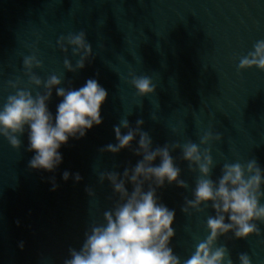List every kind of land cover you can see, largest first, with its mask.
<instances>
[{
    "label": "water",
    "instance_id": "1",
    "mask_svg": "<svg viewBox=\"0 0 264 264\" xmlns=\"http://www.w3.org/2000/svg\"><path fill=\"white\" fill-rule=\"evenodd\" d=\"M81 30L93 56L73 72L64 60L75 66L79 57L71 45L65 52L58 40ZM258 40H264V0H0V107L15 93L8 82L17 77L34 96L45 91L29 85L25 74L24 56L34 53L43 61V67L33 69L37 75L44 80L62 76L56 87L79 89L91 78L108 92L101 106L103 122L83 137L70 136L59 149L63 161L53 171L29 166L36 153L28 150V126L19 149L0 135V264H64L69 249L82 246L85 232L106 224L103 213L115 207L119 194L109 180L100 181V173L119 172L123 178L126 168L143 159L134 152L139 135L118 153L101 151L118 144L114 126L124 118L132 128L143 119L140 127L151 136L153 149L189 140L200 144L207 131L220 134V140L200 144L211 147L214 180L225 163L255 159L264 170V70L238 68L240 57L254 51ZM132 72L151 77L156 91L139 96L128 82ZM56 87L47 102L53 117L63 99ZM121 131L128 129L121 126ZM171 155L188 188L166 180L157 197L175 210L170 246L184 260L209 234L206 221L215 210L208 202L202 212L182 211L185 199H194L200 173L181 158V149ZM159 164L157 157L154 165ZM126 187L133 190L131 182ZM254 222L259 234L235 238L229 232L217 242L227 245L234 264H240L241 252L250 255L252 264H264V222Z\"/></svg>",
    "mask_w": 264,
    "mask_h": 264
},
{
    "label": "clouds",
    "instance_id": "2",
    "mask_svg": "<svg viewBox=\"0 0 264 264\" xmlns=\"http://www.w3.org/2000/svg\"><path fill=\"white\" fill-rule=\"evenodd\" d=\"M58 44L65 52L71 45L73 56L79 57L75 66L72 60L65 58L64 66L69 71L83 69L86 61L93 56L92 45L83 30L62 35ZM253 47L254 51L240 57L239 69L255 66L264 70V40H258ZM23 65L29 85L43 86L45 91L34 96L29 87H20L22 78L10 80L9 86L15 89V93L8 95L0 107V135L12 147L19 149L22 144L20 136L28 126V150L36 153L29 161V166L53 171L63 161L59 149L68 142L70 136L83 137L87 130L103 122L101 106L108 92L98 80L91 78L79 89L56 87L63 82L61 75L51 74L44 80L33 71L34 68L43 67V61L35 53L24 56ZM129 75L131 79L128 82L137 89L139 96L156 91L151 77L138 76L134 72ZM54 87L57 95L63 98L57 106L55 117L47 103ZM136 123L137 127L132 128L126 118L122 119L119 126H114L118 144H109L101 151L118 153L121 149L131 147L132 141L139 135V147L134 152L142 155L143 159L134 168H126L123 178L119 172L100 173V181L109 180L113 191L119 194V200L113 209L103 213L106 224H94L90 231L85 232L82 246L78 250L69 249L70 258L65 259L64 264H234L227 245H218L217 242L229 232L234 233L235 238H247L260 233L254 221L264 222V204L261 203L264 198V170L255 159L246 164L225 163L221 175L214 180L211 178L214 166L211 147L201 149L200 144L209 145L213 140H220V134L207 131L200 137V144L189 140L184 144H166L153 149L151 136L140 127L144 124L143 119ZM121 126L128 129L126 134L122 133ZM177 148L182 150L181 158L189 162V168L192 171L198 168L200 173L193 191L194 199L186 198L182 211L188 214H191L192 209L202 212L204 208L201 206H206L208 202L215 210V215H209L206 221L209 234L184 260L170 246L176 235L172 226L175 210L158 203L157 197V188L164 186L166 180L188 188L187 182L179 179L182 170L176 166L171 155V151ZM157 157L160 158V164L154 165ZM69 177L70 173L65 171L63 178L68 180ZM75 179L79 181L82 177L77 173ZM128 182L133 185L131 192L126 187ZM56 187L58 185L54 183L53 190ZM88 192L95 196L92 189H88ZM238 258L240 264H252L247 252L239 253Z\"/></svg>",
    "mask_w": 264,
    "mask_h": 264
}]
</instances>
